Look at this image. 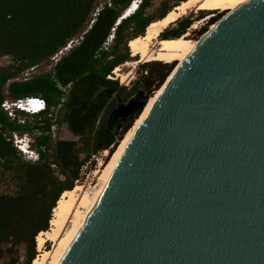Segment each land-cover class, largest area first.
<instances>
[{"label": "water", "instance_id": "95a60500", "mask_svg": "<svg viewBox=\"0 0 264 264\" xmlns=\"http://www.w3.org/2000/svg\"><path fill=\"white\" fill-rule=\"evenodd\" d=\"M213 25L60 264H264V0ZM155 81L119 100L115 118L140 115Z\"/></svg>", "mask_w": 264, "mask_h": 264}, {"label": "trees", "instance_id": "16d2710c", "mask_svg": "<svg viewBox=\"0 0 264 264\" xmlns=\"http://www.w3.org/2000/svg\"><path fill=\"white\" fill-rule=\"evenodd\" d=\"M131 1L110 0L111 6L105 5L93 17L100 0H0V58L9 60L0 68V264H19L12 258L20 247L24 252L20 264L32 263L36 237L49 230L61 194L73 189L91 155L107 150L111 155L132 126L139 111L119 126L106 123L110 101H127L148 77L157 76L153 86L158 88L169 73L164 70L166 65L153 60L142 65L145 75L129 91L107 79L115 68L131 60L128 43L186 0H174L173 8L162 2L151 15L147 10L155 0H142L132 15L115 26ZM210 14L201 12L199 19ZM191 22L178 19L159 34L162 41L153 50L184 36ZM112 29L113 39L105 49ZM74 40L78 43L47 72L24 80V73L49 64ZM26 97L42 98L46 110L33 116L18 113L24 120L19 124L7 117L1 104ZM57 112L61 114L58 125H64L74 139L57 138L53 133ZM13 134L32 139L30 146L39 153L38 161L23 159L13 145Z\"/></svg>", "mask_w": 264, "mask_h": 264}, {"label": "bare ground", "instance_id": "6f19581e", "mask_svg": "<svg viewBox=\"0 0 264 264\" xmlns=\"http://www.w3.org/2000/svg\"><path fill=\"white\" fill-rule=\"evenodd\" d=\"M202 1L203 0H186L184 3L168 12L163 19L152 22L145 29L143 36L135 38L128 43L131 56L139 57L141 60H145L147 62H152L153 60L162 61L166 56H170L174 47L173 43L171 42L167 43L163 49L155 50L154 55H150V51L154 47L155 42L161 32L174 24L178 19L186 15L188 11L197 7ZM248 1L250 0H240V2L236 4V6H232V8H230V10L223 17L235 12ZM229 6L230 0H225L224 9H228ZM214 27V25H211L210 29H213ZM199 42L200 41L192 43L188 49L181 53L172 73L165 80L164 84L150 97L142 109L140 115L135 119L132 127L124 134L122 139L115 147L114 151L110 155L109 160L104 165L99 163L100 169L94 172V176L97 178L96 185L92 188H86L85 186L76 184L72 190L64 191L61 194L55 208L52 211L49 230L47 232L39 233L36 237L38 255L31 264L61 263L62 259L67 253V250L82 231L86 219L96 207L98 199L100 198L121 157L124 155L133 135L157 101L166 83L172 78L176 70L190 56ZM137 62L138 61L126 63L123 65V67L133 69ZM113 73L117 78L120 79L121 83H127L132 76V71L128 70L127 72L123 73L121 72L120 67L115 68ZM46 242H51L52 250H42Z\"/></svg>", "mask_w": 264, "mask_h": 264}, {"label": "rangeland", "instance_id": "374dc122", "mask_svg": "<svg viewBox=\"0 0 264 264\" xmlns=\"http://www.w3.org/2000/svg\"><path fill=\"white\" fill-rule=\"evenodd\" d=\"M224 1L225 0H203L201 3L198 4L197 7L188 11V13L186 15H184L182 18H188L189 20H192V22H191L192 24L186 30V33L184 36L180 37L177 40L169 41V42L173 43V45H174L172 52H171L172 54L170 56H166L162 61L156 60L157 62H152V63H160L162 66L166 65L167 67L164 70L169 71V73H168V75H169L170 72L173 71V69H174L176 63L178 62L179 57H180L181 53L184 51V49H186V48L188 49L192 43L199 41V39L202 37V35L210 29L211 25H213L217 20L222 18L230 10V8H232V6H236V4H238L240 2V0H230V6L231 7L229 6L228 9H224ZM101 2H102V0H100V3ZM162 2L167 3L171 8H173V6L176 5V3H177L174 0H155L152 3V6L147 10V14L148 15L156 14L157 13L156 9L161 5ZM213 10H218V11L215 12ZM201 12L212 13V14H210V16H207V17H206V15H202L201 17H203V18L199 19ZM160 41H162V40H160V37H159V38H157L155 44L157 42H160ZM110 43L111 42H108V45ZM153 49H154V47L151 49L150 55H154L155 51ZM130 59L131 60L126 62V63H130V62H133L134 60H136V58H132L131 56H130ZM137 59H138L137 60L138 62L134 66L133 69L128 68V67H123V65H125L126 63L119 66L121 72H123V73L127 72L128 70L132 71L131 79L127 83H121L120 79L114 75V73H113L114 70L111 72V74L109 76L110 78H107V79L110 81H117L118 85L125 87L126 90L129 91L130 89H132L133 86H135L134 84L136 83V81H140L141 77L143 75H145V72L143 70L142 65H148L147 61L141 60L139 57H137ZM8 63H9V60L7 58H0V68L6 66ZM152 63H149V64H152ZM51 67H52L51 62L49 64L46 63L43 66H40L38 69H35L33 72H30L29 75L31 76L34 74L36 75V74L47 72ZM22 77H25V75H23ZM152 78L157 80V76H153ZM166 78L164 79L162 84L165 82ZM155 83H156V81L154 83H152V85L149 86V91H150L149 96L150 97L153 95V93H155L162 86V84H161L158 88H155L153 86ZM143 85L144 84L142 83L140 85V87H138L137 90L134 91V95L139 90H142ZM131 98H129V99H131ZM115 100L116 101L120 100L122 103H127V101H128V100L122 101L121 99H118V98ZM60 115L61 114L58 112L55 113L56 124L52 128L53 133L56 134L57 138L74 139V137H72V135H70V133L66 131L64 125H62V126L60 124L58 125L57 120H59ZM119 141L117 142V144L119 143ZM117 144H116V146H117ZM115 147L113 148V151H114ZM109 158H110L109 151H107L105 154L103 153V151L98 152V154H94V157L90 158V160H89L90 162H88L80 170L79 178L74 183V186L76 184H78L81 186H85L86 188L94 187L97 183V178L94 176V172L98 171L100 169V164L104 165L109 160ZM49 227H50V225H49ZM35 245H36V240H35ZM17 249L18 250L13 254L12 260H14V261L16 260L20 264L24 261V256H23L24 252H23V249L21 247L17 248ZM42 250H48V251L52 250L51 242H46L44 244ZM36 253H37L36 254V256H37L38 255L37 245H36Z\"/></svg>", "mask_w": 264, "mask_h": 264}, {"label": "built area", "instance_id": "2783aa9c", "mask_svg": "<svg viewBox=\"0 0 264 264\" xmlns=\"http://www.w3.org/2000/svg\"><path fill=\"white\" fill-rule=\"evenodd\" d=\"M142 3V0H132L128 6V8L122 13L121 17L117 20L115 26L119 21H121L122 17L127 14L126 17H129L132 15L140 6ZM110 7V0H102L99 7L95 10V13L93 14V17L97 16L98 12L104 8V6ZM132 9V11H131ZM113 30H111V34L108 36V39L106 40V43L104 44V48L106 49L108 45V42H111L113 39ZM78 40L70 41L65 48L60 50L56 55H54L51 58V62L53 65H55L62 55H64L65 52H67L73 45L77 44ZM35 68L29 69L24 75V80H26L30 75V72H33ZM109 78V76L107 77ZM2 111L7 115V117L11 120L17 119L19 124H23L24 120L22 118L18 117V113H24L28 116L38 115L46 110V103L42 98L39 97H26L23 99H17V100H5L1 104ZM39 134V133H37ZM13 139V145L14 147L21 153L23 159L27 162H36L39 159V153L32 149L30 144L32 142V139L24 135L22 137L17 136L16 134L12 135ZM44 148H41V151L44 152ZM108 151V150H107ZM107 151H103L105 154ZM98 154V153H97ZM91 157H94V155H91ZM90 162V161H89ZM53 169H55V166H51ZM83 168V167H82Z\"/></svg>", "mask_w": 264, "mask_h": 264}, {"label": "flooded vegetation", "instance_id": "af4514ba", "mask_svg": "<svg viewBox=\"0 0 264 264\" xmlns=\"http://www.w3.org/2000/svg\"><path fill=\"white\" fill-rule=\"evenodd\" d=\"M137 93L140 97H143L146 93V90L144 89V87H142V90H139ZM118 101L119 100L116 101L115 98L112 99L110 101L108 108H107L108 112L106 114L105 120H106V123L108 125L119 126L121 122H123L125 119L128 118V116L127 117L120 116L118 118H115L116 113H118V111H119ZM123 104L126 105V103H123Z\"/></svg>", "mask_w": 264, "mask_h": 264}]
</instances>
